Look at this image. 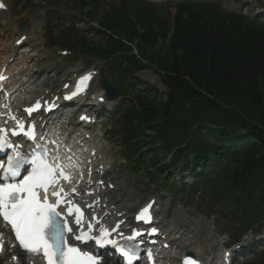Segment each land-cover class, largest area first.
Wrapping results in <instances>:
<instances>
[{"label":"trees","instance_id":"1","mask_svg":"<svg viewBox=\"0 0 264 264\" xmlns=\"http://www.w3.org/2000/svg\"><path fill=\"white\" fill-rule=\"evenodd\" d=\"M75 1L91 4L88 17L99 21L102 39L90 45L70 33L56 44L108 62L136 96L124 144L137 150L158 140L164 155L172 148H180L178 157L194 155L222 177L236 213L263 218L264 24L212 4H182L172 13L122 0L101 14L102 0ZM143 71L156 73L167 92L143 83L137 90L131 80Z\"/></svg>","mask_w":264,"mask_h":264},{"label":"snow or ice","instance_id":"2","mask_svg":"<svg viewBox=\"0 0 264 264\" xmlns=\"http://www.w3.org/2000/svg\"><path fill=\"white\" fill-rule=\"evenodd\" d=\"M3 7V4H0V8ZM3 79L5 77L0 76V80ZM90 79L91 74L81 77L76 91L66 96L65 99H72L84 91ZM39 107L37 103L34 108H28L25 111L31 115ZM9 119L15 121V128L9 130L6 127H0V152L12 150V154L7 156V167L5 168L4 164L0 163V170H2L0 174V217L11 226L21 249L34 255L43 254L47 264H99L96 255L84 252L79 247L68 243V234L72 233L73 238L82 243L94 241L98 248L112 247L121 254L125 264H135L140 259L139 245L130 242L143 236L144 233L134 231L133 235L125 237L122 232L118 231L119 224L112 229L101 226L97 230L91 221L85 219L83 210L78 205L72 204L71 200L66 199L68 193L62 186L59 191L50 192L49 189L59 185L61 179L71 182V176L65 173L61 165L48 159L47 148L36 151L30 159L25 158L23 153L17 150L19 145H14L9 139V131L11 136L22 135L34 141L36 139L35 125L31 124L26 127L14 115H10ZM81 119L87 118L81 117ZM72 191L76 193L75 189ZM49 196L56 197L55 204L50 202ZM61 205H71L67 208V214L73 216V224L77 229L75 233L67 218L57 211ZM87 207L91 208L93 205H87ZM150 208L151 204L142 209L137 220L151 223ZM94 219L96 223H99L98 218L94 217ZM85 224H87V230H85ZM156 231L152 228L148 234H155ZM96 232L98 234H94ZM113 232L123 237L125 243L111 238ZM0 250H2V245H0ZM147 255L149 260H152L150 249L147 250ZM184 264H195V261L186 258Z\"/></svg>","mask_w":264,"mask_h":264},{"label":"rangeland","instance_id":"3","mask_svg":"<svg viewBox=\"0 0 264 264\" xmlns=\"http://www.w3.org/2000/svg\"><path fill=\"white\" fill-rule=\"evenodd\" d=\"M8 2V4L11 5V14H8V16H4L3 18H0V48L6 44L7 46L3 47L4 54H8V51L10 50V46L13 44L15 38H17L22 32V27H28L30 29L31 37H32V43L29 45L28 50H31L32 55L37 54L38 57L33 59V62L31 64H35V62H38V71L42 72L43 68H41V65L47 66L48 68L51 67H66L67 70H70V68H73L76 66L79 62L74 61V58L70 59H62L60 61V57L56 54L57 51L60 49L54 48L50 49L47 46V39L44 37V29L47 23V20L50 19L53 21L51 25V31L58 32L57 22L58 17L60 16H66L68 12L71 11V8L68 7L67 3L64 0H52L47 1L45 4L47 5H38L37 0H4ZM115 0H111L113 2ZM153 1V0H152ZM221 4H224L223 0H218ZM260 0H236V3L242 6V9L246 7L247 12L250 13L252 9H256L258 7V3ZM256 7V8H255ZM174 13V11H172ZM11 18V22H5L4 20H8ZM67 21H70V18L66 19ZM78 28L82 30H87L88 26L86 24L82 25L79 24L77 26ZM52 33V32H51ZM87 39L90 41V43L96 45L100 42V37L96 34H86L85 35ZM2 52V53H3ZM83 64V63H82ZM29 67V66H28ZM78 67H81V64H78ZM101 68L99 62H94L90 67L88 68ZM47 69V68H46ZM137 79L141 82H144L151 86L153 89H155L158 93H165L167 92L166 87L161 83V80L159 76L152 72V71H145L137 75ZM96 90L100 89L99 80L95 83ZM121 175L125 178L127 177V174L125 171L121 172ZM138 181V180H137ZM133 182V181H132ZM137 183V182H136ZM139 185L136 187L137 193L139 194L135 195L136 202H146L148 197L153 194V192H156L155 188L164 190L163 187L159 185H153L150 186L148 190H146V187L143 186L145 184V181L140 180ZM183 203L180 201L178 204ZM178 204L173 210V214L176 215L178 211ZM217 216V217H216ZM214 219L217 222V225L219 224V232L220 236L227 233L229 229V220H224L222 215H218L214 213ZM263 236H264V230H263ZM211 239V237H209ZM215 239H217V236L214 238V240L211 243H208V245H213L215 242ZM264 240V237H263ZM222 242V239H220ZM227 240H224V242ZM264 247H260L257 254H255V257H248L245 259V261L242 264H260L261 258L264 254ZM6 261H0V264H5Z\"/></svg>","mask_w":264,"mask_h":264},{"label":"bare ground","instance_id":"4","mask_svg":"<svg viewBox=\"0 0 264 264\" xmlns=\"http://www.w3.org/2000/svg\"><path fill=\"white\" fill-rule=\"evenodd\" d=\"M1 63H2V62H1ZM4 63H6V61L3 62V64H4ZM28 69H29V67H28ZM10 72H11V74H14V71H13L12 69L10 70ZM36 85H37L36 82L32 81V83H29L28 88L32 89L31 87H34V86H36ZM23 97H24V96H23ZM123 190H124V187H123V189L120 190V191H123ZM116 198H118L116 204L127 203V204L130 206L131 203L133 202V197H132V196H127V195L119 194ZM136 198H137V197H136ZM111 206H113V205H111ZM119 212H120V211H119Z\"/></svg>","mask_w":264,"mask_h":264},{"label":"water","instance_id":"5","mask_svg":"<svg viewBox=\"0 0 264 264\" xmlns=\"http://www.w3.org/2000/svg\"><path fill=\"white\" fill-rule=\"evenodd\" d=\"M26 31V30H25ZM104 88L108 91L109 95L113 98H117V93L113 91L112 87L108 85V82L104 80Z\"/></svg>","mask_w":264,"mask_h":264}]
</instances>
